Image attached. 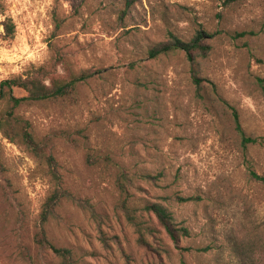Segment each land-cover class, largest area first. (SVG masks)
<instances>
[{"label":"rangeland","instance_id":"1","mask_svg":"<svg viewBox=\"0 0 264 264\" xmlns=\"http://www.w3.org/2000/svg\"><path fill=\"white\" fill-rule=\"evenodd\" d=\"M200 29L214 34L200 64L183 52L149 56L171 33L188 41ZM58 53L92 76L74 97L15 109L37 139H50L76 199L63 198L44 224L56 248L77 264L264 258V0H137L128 9L126 0H0V83ZM7 102L0 97V264H66L36 242L57 182L5 134ZM234 113L258 143L244 146ZM87 145L99 162H88ZM149 202L187 234L175 242Z\"/></svg>","mask_w":264,"mask_h":264},{"label":"trees","instance_id":"2","mask_svg":"<svg viewBox=\"0 0 264 264\" xmlns=\"http://www.w3.org/2000/svg\"><path fill=\"white\" fill-rule=\"evenodd\" d=\"M239 1L240 0H226V3H237ZM136 2L137 0H126L127 9ZM245 34L247 33H238L239 36H244ZM213 36V33H210L205 29H200L190 40L187 41L176 36L174 33H171L168 40L161 41L150 49L149 56L154 58L161 54L183 52L190 62L193 64H200L201 60L206 57L211 49L210 38ZM59 65L63 66L65 70L64 74L58 72ZM92 74L93 73L90 70H83L80 72L73 71L69 66L65 54L58 53L52 62L38 67L31 74L5 79L0 83V97L5 98L8 101L1 121L5 134L11 140L19 139L24 142L33 154L48 164L50 173L57 182L53 193L48 197L44 205V210L41 214L42 225L35 236L36 242L43 248H51L55 250L65 259L66 264H77V261L73 259L70 249L56 248L52 244L48 238L44 224L51 216L56 214V208L63 198L73 200L75 197L62 186L59 164L52 152L50 139L48 137L41 140L37 139L31 130L29 122L21 119L16 114L15 109L20 104L27 101L36 102L40 100L74 97L78 84L86 81L92 76ZM193 79L197 86L201 88V78L197 73H194ZM15 87L24 89L27 92V95H15L13 92ZM234 114L236 129L242 138L244 146L258 143L259 139L257 137L245 135L239 121V116L237 113ZM87 148L90 149L88 153V162H99L100 158L92 152L93 149L88 145ZM145 209L148 212L155 214L160 224L175 242H178L181 235L187 234L188 229L183 226H178L174 221L172 214L161 204L149 202ZM139 232L141 241H143V235L141 231ZM252 257L253 256L251 255V264H264V258L260 256Z\"/></svg>","mask_w":264,"mask_h":264}]
</instances>
